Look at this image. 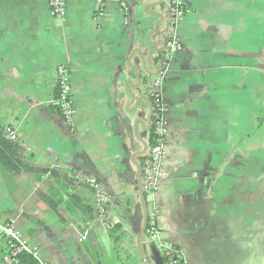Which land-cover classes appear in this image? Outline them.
I'll use <instances>...</instances> for the list:
<instances>
[{"label":"crops","instance_id":"crops-1","mask_svg":"<svg viewBox=\"0 0 264 264\" xmlns=\"http://www.w3.org/2000/svg\"><path fill=\"white\" fill-rule=\"evenodd\" d=\"M179 1L177 22L167 0H103V15L98 0H65V21L45 0H0V128L22 152L0 164V220L43 262L147 264L137 245L146 84L161 76L165 178L146 205L161 241L189 264H264V0ZM62 67L71 127L55 106ZM77 173L110 196L104 218ZM142 246L157 264L146 236ZM4 255L0 241V264Z\"/></svg>","mask_w":264,"mask_h":264},{"label":"built area","instance_id":"built-area-1","mask_svg":"<svg viewBox=\"0 0 264 264\" xmlns=\"http://www.w3.org/2000/svg\"><path fill=\"white\" fill-rule=\"evenodd\" d=\"M51 15L57 19L66 20L67 4L65 0H45ZM170 8L171 17L179 22L187 13L186 7L179 0H167ZM98 15L104 13L103 0H98ZM167 48L172 50L180 49V45L176 41H170ZM58 95L55 106L61 112L65 125L71 127L74 121L75 108L72 101V84L69 71L62 67L58 71ZM163 77H159L153 83V93L155 102L160 106L162 114L156 122V133L161 138L158 144L151 146L148 142V158L144 165L142 188L144 191L145 201L152 204L158 195L162 182L165 178L163 170V159L165 155L166 137L168 134L169 123L165 117L167 107L162 99L161 86ZM6 134L12 140L16 139V133L12 129H6ZM76 183H85L96 190L97 208L101 213V217H105L106 206L111 202L110 196L104 191L102 185L95 179L87 177L81 173L75 175ZM89 233L82 235V240L88 238ZM147 242L155 245L157 250L163 257L164 264H188L181 252L173 247L164 244L160 238V231L157 223V213L154 210L148 211V225L145 233ZM0 241L5 245L4 264H13L15 259L21 254H31L39 264H48L43 262L38 252L24 240L22 234L11 223L0 220Z\"/></svg>","mask_w":264,"mask_h":264},{"label":"trees","instance_id":"trees-1","mask_svg":"<svg viewBox=\"0 0 264 264\" xmlns=\"http://www.w3.org/2000/svg\"><path fill=\"white\" fill-rule=\"evenodd\" d=\"M168 56V51L166 49H163L160 52L159 60H165ZM158 60V61H159ZM147 90L152 89L153 82L150 81L148 84ZM150 94V93H149ZM151 97H149L151 111H152V120H151V128L148 132V139L150 141L151 146L158 144L160 141V137L156 133V122L159 120L161 112V108L157 103L155 102V98L152 94H150ZM6 129L0 128V164L3 166L6 163L12 162L13 165L14 161L17 163L20 161L21 157V147L18 142L12 141L7 138L6 136ZM119 228L116 227V229L112 230L111 234L114 237V240L116 242H119L120 236L116 237V232ZM15 263L13 264H39V262L31 255V254H21L19 257L15 259Z\"/></svg>","mask_w":264,"mask_h":264},{"label":"water","instance_id":"water-1","mask_svg":"<svg viewBox=\"0 0 264 264\" xmlns=\"http://www.w3.org/2000/svg\"><path fill=\"white\" fill-rule=\"evenodd\" d=\"M169 42L170 41L167 42V45H168ZM151 120H152V111H151V115H150V125H149V129L151 127ZM147 150H148V146H147ZM142 182H143V173H142L141 178H140V191H141V197H142L143 205H144V208H145V220H144V225L142 227V230L140 232V236L138 238L137 245H138V248L140 249V251L142 252V254H143V256H144L147 264H151V262H150V260L148 258V255H147L146 251L143 250V246H142V241H143V238L145 236L146 228H147V225H148V210L146 208V201H145L144 191H143V188H142ZM152 254L154 256V261L157 264H164L163 263V260L161 258V254L157 250L156 247H153Z\"/></svg>","mask_w":264,"mask_h":264}]
</instances>
